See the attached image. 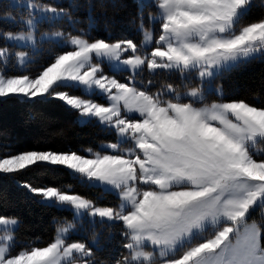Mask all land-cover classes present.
<instances>
[{"label":"snow or ice","instance_id":"obj_1","mask_svg":"<svg viewBox=\"0 0 264 264\" xmlns=\"http://www.w3.org/2000/svg\"><path fill=\"white\" fill-rule=\"evenodd\" d=\"M15 6L26 14L0 13L19 26L0 30V101L59 100L115 142L84 154L0 148V176L19 182L33 167L63 168L119 203L100 206L71 185L20 183L73 219L57 220L41 245L22 242L19 218L0 215V264H264V106L227 99L216 84L225 71L264 59V15L247 19L256 0H137L139 42L44 32L42 23L77 21L45 0ZM46 41L63 50L33 73V52ZM176 76L178 85L169 82ZM209 92L217 99L209 102ZM96 95L106 103L86 98ZM85 219L91 239H73ZM97 224L120 226L123 251L97 256Z\"/></svg>","mask_w":264,"mask_h":264},{"label":"trees","instance_id":"obj_2","mask_svg":"<svg viewBox=\"0 0 264 264\" xmlns=\"http://www.w3.org/2000/svg\"><path fill=\"white\" fill-rule=\"evenodd\" d=\"M51 2L66 8L77 23L72 25L67 20H61L54 27L43 23L40 26L43 31L60 29L77 35L83 29L89 34V38L113 41L133 39L136 42L141 40V34L137 30V0ZM5 12L16 18L22 15L18 8L11 7L6 0L0 5V13ZM262 15L264 8L257 6L252 9L247 19H259ZM18 27L17 24L0 20V30L17 31ZM3 44L4 41L0 39V45ZM62 50L54 41L44 42L41 48L33 52L31 71L35 73L40 70L52 60L55 53ZM216 82L222 85L225 98L244 99L257 106H264V59L240 64L224 72ZM78 117L74 110L56 99L41 102L12 98L0 101V148L14 152L76 151L84 154V149H98L102 140L111 137L100 125L95 122L81 124ZM24 181L37 187L71 185L72 191L96 202L102 192L74 178L63 168L33 167L27 174L19 177V182L0 176V215L19 218L20 240H36L41 245L50 242L54 236L56 221L71 217L72 212L39 203L38 197L20 186ZM107 195L115 199L112 194Z\"/></svg>","mask_w":264,"mask_h":264},{"label":"rangeland","instance_id":"obj_3","mask_svg":"<svg viewBox=\"0 0 264 264\" xmlns=\"http://www.w3.org/2000/svg\"><path fill=\"white\" fill-rule=\"evenodd\" d=\"M8 1L9 5L11 7H14V8H18L19 11L22 13V14H26V9L25 8H22V7H17L15 6V0H6ZM52 0H45V2H51ZM54 2H57V3H61L62 0H53ZM260 2L261 0H256V4L257 6L260 5ZM20 17V16H19ZM19 17L17 19H19ZM43 24V23H42ZM42 24L40 26H42ZM40 30L43 31L40 27ZM44 32H48V31H44ZM141 39H142V36H141ZM56 43L59 44V42L57 41H54ZM60 45V44H59ZM20 48H23L22 50H28L30 46L28 45H20L19 46ZM35 51V50H34ZM259 59V58H258ZM104 68H105V72L109 75H113L115 73H113L109 66L107 64L104 65ZM234 68V67H233ZM226 72V71H225ZM128 73H123L122 75L121 74H117V78L118 79H121L123 80L125 76H127ZM145 76H147V74L145 73ZM169 82L171 83H174V84H179L180 83V80H179V77L176 76V77H172ZM217 84V82H216ZM155 90V89H153ZM77 92V93H76ZM74 94L76 95H82V93L80 91H76ZM208 95V101L211 102L213 100H216L217 99V96L215 94V92H209L207 93ZM86 98H90V99H94L96 102L98 103H106V100L103 96H100V95H96V96H89V97H86ZM79 122L81 124L85 123L82 118L79 116ZM108 133V132H107ZM111 134V137L109 139H104L102 140L100 144L102 143H108V142H115V136L113 133H109ZM261 147H264V146H261ZM99 150V147L98 149ZM87 184V183H86ZM101 190V189H100ZM102 191V190H101ZM113 195V194H112ZM114 198L112 197H109L107 194H105L103 191L99 194L98 196V199L97 200V203L100 205V206H116L119 201H118V198L113 195ZM90 199V198H88ZM93 200V199H91ZM64 210V209H62ZM71 211V210H70ZM72 212V211H71ZM252 219H256L257 221L260 220V216H259V213L258 212H253L252 213ZM63 220L67 219V220H72L73 219V214L71 217L67 218V217H63L62 218ZM79 227V225H78ZM96 231L97 233H99V240H100V251H97V256L100 258V259H107V258H110V257H113V256H116L119 254V252L123 251L122 247H121V240H122V236H121V233H120V226L117 225L115 228H112V229H108L106 225H99L97 224L96 226ZM91 235H92V229H91V226L88 225L87 223V220L85 219L84 221V230L81 231L78 235H75L73 237V239H84V240H90L91 239Z\"/></svg>","mask_w":264,"mask_h":264}]
</instances>
